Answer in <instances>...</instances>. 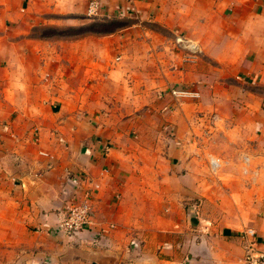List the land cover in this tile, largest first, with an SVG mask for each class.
Wrapping results in <instances>:
<instances>
[{
	"label": "crops",
	"instance_id": "crops-1",
	"mask_svg": "<svg viewBox=\"0 0 264 264\" xmlns=\"http://www.w3.org/2000/svg\"><path fill=\"white\" fill-rule=\"evenodd\" d=\"M101 1L153 50L29 33L79 25L89 0H2L0 264H246L244 233L264 244V0ZM173 86L196 96H159ZM85 201L91 226L58 231Z\"/></svg>",
	"mask_w": 264,
	"mask_h": 264
},
{
	"label": "rangeland",
	"instance_id": "rangeland-1",
	"mask_svg": "<svg viewBox=\"0 0 264 264\" xmlns=\"http://www.w3.org/2000/svg\"><path fill=\"white\" fill-rule=\"evenodd\" d=\"M12 1V0H11ZM91 0H89L90 2ZM7 2V0H6ZM5 2V3H6ZM17 8L19 7V4H21V0H14ZM88 2V3H89ZM100 4L102 1L99 0ZM88 6V4H87ZM21 11L17 10V13L19 15ZM17 15V20H16V30L18 32H24L25 31V23L23 22V15L18 16ZM7 17V10L5 8V4L2 3V0L0 1V21H4L3 25L0 24V35L1 34H6L7 33V27H8V22L7 20H4V18ZM85 18L86 20L81 19L79 25L75 26H69V25H61V24H44L41 26H34L33 29L29 30V33H31L32 36L34 37H41L44 39H51V40H66V39H77V38H83L87 37L90 35H95L97 37H105L107 36H115L119 34H127L129 39H128V46L131 49V53L136 56L135 53L138 51L139 53L141 50L145 51L147 54L149 51L153 50V45L151 43H144V45L139 44V47L136 46L135 41L131 39V35L135 36L138 34V28L133 26L135 23V16L132 13H129L128 15H122V14H116L114 16L107 14V10H103L97 15V16H92L88 17L87 12L85 13ZM158 28V27H157ZM29 29V28H28ZM133 41V42H132ZM2 43L0 42V46ZM55 44V43H51ZM156 46H162L163 44L167 45L166 43H155ZM110 45H113V42H111ZM173 45H176L177 51H181L186 49L185 44L182 43V41L176 39V41L173 43ZM188 48V47H187ZM113 51V58H117L116 55L119 54V42L116 41L115 45L111 47ZM152 49V50H151ZM183 53V52H182ZM146 54V56H148ZM117 60H119L117 58ZM172 89H185L184 87H178V86H173V87H168L163 91H160L159 96L160 97H165L171 95L174 98L177 99H183V97H175L171 94ZM153 94V93H151ZM93 207V205H91ZM87 228V227H86ZM85 228V229H86ZM83 231V230H82ZM67 234V233H65ZM69 235V234H67ZM76 235V234H73ZM70 236V235H69Z\"/></svg>",
	"mask_w": 264,
	"mask_h": 264
},
{
	"label": "built area",
	"instance_id": "built-area-1",
	"mask_svg": "<svg viewBox=\"0 0 264 264\" xmlns=\"http://www.w3.org/2000/svg\"><path fill=\"white\" fill-rule=\"evenodd\" d=\"M102 11L99 0H91L87 6V16H97ZM171 94L175 97H190L196 96L185 89H172ZM94 218V210L88 201L84 203H72L66 207L65 216L62 222L57 226V230L61 233L69 235L80 233L86 227L91 226ZM245 263L246 264H264V244L262 247L258 246L256 241V233L253 229H248L245 233Z\"/></svg>",
	"mask_w": 264,
	"mask_h": 264
}]
</instances>
